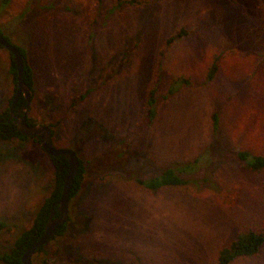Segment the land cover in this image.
I'll use <instances>...</instances> for the list:
<instances>
[{"label":"rangeland","instance_id":"374dc122","mask_svg":"<svg viewBox=\"0 0 264 264\" xmlns=\"http://www.w3.org/2000/svg\"><path fill=\"white\" fill-rule=\"evenodd\" d=\"M113 2L0 0V30L33 71L28 117L50 126L53 144L74 148L84 165L64 234L32 264H217L238 231L264 227V170L224 163L198 173L206 178L198 186L153 192L135 179L215 141L264 154V0H157L109 13ZM181 28L188 34L166 45ZM10 66L0 47V113L16 90ZM180 76L190 86L159 103L148 124L149 90L165 92ZM52 177L33 138L0 141V252L32 224ZM229 264H264V245Z\"/></svg>","mask_w":264,"mask_h":264},{"label":"trees","instance_id":"16d2710c","mask_svg":"<svg viewBox=\"0 0 264 264\" xmlns=\"http://www.w3.org/2000/svg\"><path fill=\"white\" fill-rule=\"evenodd\" d=\"M150 1L157 0H114L108 12L112 13L117 8H120L124 5L137 6L142 4L143 2ZM230 1L235 2V0ZM97 2L101 4L103 0H97ZM0 32L2 33L1 30ZM186 34H188V31H186L184 28H181L172 35H170L166 39L165 43L166 45L171 44L177 39L185 36ZM5 37L7 38V40H9L7 36ZM0 47L2 46L0 45ZM17 47L21 51L24 60V79L33 91L32 68L28 63L25 50L19 46ZM10 59V71L12 73L14 83L17 85L16 65L14 58L11 54ZM218 59V55L214 56L204 76L203 85L208 86L215 78L216 73L219 69ZM190 84L191 81L188 78L180 76L175 77L170 81L165 92L160 93L157 91V88H151L145 101L146 109L144 115L148 124L154 121L158 112L159 103L168 100L178 90L190 86ZM13 96L9 101V107L7 108V110L0 113V141L4 142L12 141L16 138H30L22 135L19 131H17L15 121L10 118V106L13 100ZM83 97L84 95L75 97L73 103L75 104L76 102L83 99ZM26 104L27 102L25 98L21 95L18 98L17 103L14 107V113L22 115L26 108ZM27 122L31 125L35 124L34 121H32V119L28 117V115ZM211 123L212 132L216 133L219 128V117L217 112L212 113ZM85 130L88 131L89 128L87 127L85 128ZM97 131L102 132V129L98 128L95 131L91 130V133ZM31 138H33L36 142L39 143V139L36 135L31 136ZM41 150L43 151L42 147ZM48 157L52 165L53 174L52 187L50 193L44 199V201L36 211L35 216L32 220V224L27 229L22 230L20 233H18V235H16L10 248L7 251L0 252V260L4 264H22L21 256L23 252L42 235L45 223L47 222L51 211L53 210L56 214H58L57 203L62 192L63 182L68 172V162L64 155H48ZM206 159L215 160L216 165L210 167L208 164L205 163ZM79 162V171L74 179L70 191V200L77 195L81 188V180L84 173V165L80 161V159ZM230 162L241 164V166L254 172L264 170V154L255 153L253 151L240 147L226 148L221 144L220 141H215L212 142L206 150L200 152L192 159L184 161H172L169 164L159 167L154 174L138 177L135 180L139 185L152 192L167 187L188 188L191 185L198 186L199 180H206L204 176L197 177L198 173L203 174L204 171L207 169L214 173V170L217 169L219 166L223 165L224 163ZM3 225L4 224L0 221V227H2ZM67 225L68 221L64 225H59L49 240L54 239L57 236L63 235L67 228ZM77 225H79V223H77ZM47 243L40 246L35 252L43 250L46 247ZM263 245L264 227L259 230H254L251 228L242 229L237 232L235 238L227 246H224L219 250L217 256V264H229L232 260L238 257L258 255ZM79 262H81L80 264H91V261H87V259L84 258L79 259Z\"/></svg>","mask_w":264,"mask_h":264},{"label":"water","instance_id":"95a60500","mask_svg":"<svg viewBox=\"0 0 264 264\" xmlns=\"http://www.w3.org/2000/svg\"><path fill=\"white\" fill-rule=\"evenodd\" d=\"M0 45L7 49L8 52L13 56L17 71V85L10 106V113L13 115L14 107L17 103L18 98L21 95L25 98L27 102L23 114L17 118V131L27 137L36 135L39 139L40 146L47 155H64L68 162V172L63 182L62 192L57 203L58 215L53 217L54 212H51L47 222L45 223L42 235L30 247H28L21 256L22 264H32V256L35 251L40 246L44 245L49 241V239L52 237L59 225H64L68 221L70 191L74 179L79 171L80 162L78 154L74 148H59L53 144L52 128L50 126L40 124L31 125L27 122V113L29 110L30 99L33 94V91L24 79L23 56L19 48L15 44L7 40V38L1 32Z\"/></svg>","mask_w":264,"mask_h":264},{"label":"flooded vegetation","instance_id":"af4514ba","mask_svg":"<svg viewBox=\"0 0 264 264\" xmlns=\"http://www.w3.org/2000/svg\"><path fill=\"white\" fill-rule=\"evenodd\" d=\"M19 116H21V115H18V114H16V113H14V110H13V115L10 113V118H12L14 121H15V123H17V118L19 117ZM51 212H54V214H53V217H55V216H57L58 214H56L55 213V211H51ZM51 214V213H50ZM50 216V215H49Z\"/></svg>","mask_w":264,"mask_h":264}]
</instances>
